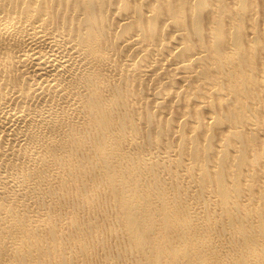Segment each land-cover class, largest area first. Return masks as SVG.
<instances>
[{"label":"bare ground","instance_id":"bare-ground-1","mask_svg":"<svg viewBox=\"0 0 264 264\" xmlns=\"http://www.w3.org/2000/svg\"><path fill=\"white\" fill-rule=\"evenodd\" d=\"M0 264H264V0H0Z\"/></svg>","mask_w":264,"mask_h":264}]
</instances>
